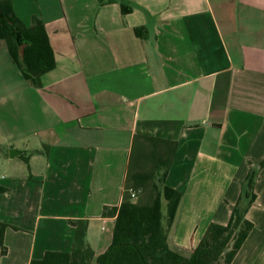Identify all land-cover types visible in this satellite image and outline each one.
Here are the masks:
<instances>
[{"label":"crops","instance_id":"crops-1","mask_svg":"<svg viewBox=\"0 0 264 264\" xmlns=\"http://www.w3.org/2000/svg\"><path fill=\"white\" fill-rule=\"evenodd\" d=\"M12 5L26 27L45 23L56 68L30 85L0 39V159L18 142L28 159L0 178V264L70 253L77 220L104 253L115 218L103 210L122 202L137 135L178 145L165 183L183 198L168 242L191 257L211 223L228 224L250 163L264 162V0ZM255 192L232 264H264V168Z\"/></svg>","mask_w":264,"mask_h":264},{"label":"trees","instance_id":"trees-1","mask_svg":"<svg viewBox=\"0 0 264 264\" xmlns=\"http://www.w3.org/2000/svg\"><path fill=\"white\" fill-rule=\"evenodd\" d=\"M98 2L103 6L113 0ZM121 10L125 15L132 8L121 4ZM0 39L6 42L25 80L34 87H41L42 76L56 68V56L45 23L35 17L31 26L26 27L16 16L12 0H0ZM177 148L176 142L135 136L122 202L103 210L104 218H115L112 241L104 253L96 255L86 240L87 222L77 220L71 222L76 235L70 253H47L42 260L31 264H232L254 229L247 213L256 201L255 186L264 162L250 163L239 199L231 206L228 224L211 223L191 257L186 258L172 251L168 242L183 198L181 192L165 183ZM23 159L28 164V159ZM4 192L6 189L0 187V194ZM8 227L0 222L3 255L7 254L4 235Z\"/></svg>","mask_w":264,"mask_h":264},{"label":"rangeland","instance_id":"rangeland-1","mask_svg":"<svg viewBox=\"0 0 264 264\" xmlns=\"http://www.w3.org/2000/svg\"><path fill=\"white\" fill-rule=\"evenodd\" d=\"M25 143H22V142H18V143H15L11 146V148H7L5 150L2 151L3 153V158L4 157H9L10 155V150L12 149H15V150H18V151H22L23 150V145ZM4 160V159H3ZM3 160L0 159V178L2 175H6L7 172L10 170L8 164H11V165H14L16 168H23L25 170V163H24V159L22 156H17L15 157L14 159H11V158H7L6 160H4V162H6L4 164ZM263 169V168H262ZM262 169H259V174L261 172ZM11 173V172H10ZM17 173V172H16ZM19 173V172H18ZM258 178H259V175H258ZM258 180V179H257Z\"/></svg>","mask_w":264,"mask_h":264},{"label":"water","instance_id":"water-1","mask_svg":"<svg viewBox=\"0 0 264 264\" xmlns=\"http://www.w3.org/2000/svg\"><path fill=\"white\" fill-rule=\"evenodd\" d=\"M21 153H22L21 151L13 149V150L10 151V157L11 158H15L16 156H20Z\"/></svg>","mask_w":264,"mask_h":264},{"label":"built area","instance_id":"built-area-1","mask_svg":"<svg viewBox=\"0 0 264 264\" xmlns=\"http://www.w3.org/2000/svg\"><path fill=\"white\" fill-rule=\"evenodd\" d=\"M135 196V194L132 192V197H134Z\"/></svg>","mask_w":264,"mask_h":264}]
</instances>
